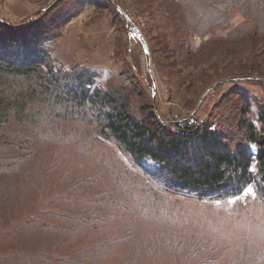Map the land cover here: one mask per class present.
<instances>
[{
    "label": "trees",
    "instance_id": "obj_1",
    "mask_svg": "<svg viewBox=\"0 0 264 264\" xmlns=\"http://www.w3.org/2000/svg\"><path fill=\"white\" fill-rule=\"evenodd\" d=\"M123 1L52 0L45 10L44 3L35 16H24L21 22L0 15V204L20 187L28 193L38 187L44 171L57 170L56 149L62 140L75 142L76 135L85 141L114 142L161 183L163 192L198 200L220 199L239 196L255 184L264 199V113L259 117L262 125L257 126L252 89L240 85L252 81L264 87V56L257 57L264 44V0L150 2L152 8L162 9L160 35L166 44L175 45L170 49L167 44L163 50H186V57L200 60L212 58L219 47L242 60L249 54L250 65H230L219 78L208 79L200 97L221 83H235V90L214 98L207 122L186 128L156 111L153 99L148 98H153L152 86L147 84L148 78L147 83L141 79L140 66L136 67L130 51L121 72L124 79L106 84L99 82L100 73L91 66L66 64L55 55L52 43L61 35V13L69 16L67 23L88 5H110L120 16L121 9L128 11ZM123 27L126 43L137 42L126 24ZM143 33L154 54L150 37L145 30ZM205 71L210 74L207 68ZM236 76L245 77L234 79ZM211 122L217 123L215 129L209 128ZM49 163H53L51 168ZM16 174L22 178L20 185L10 179ZM72 189L76 188L69 186ZM70 226L64 235L67 242H73L78 231L76 225ZM126 229L129 232L133 227L127 223ZM95 249L82 246L73 250L69 256L76 252V261L65 264H78V259L79 264L83 260V264H98Z\"/></svg>",
    "mask_w": 264,
    "mask_h": 264
},
{
    "label": "rangeland",
    "instance_id": "obj_2",
    "mask_svg": "<svg viewBox=\"0 0 264 264\" xmlns=\"http://www.w3.org/2000/svg\"><path fill=\"white\" fill-rule=\"evenodd\" d=\"M49 1L52 0H0V15L21 22L44 3V7L49 5ZM151 1L156 5L155 0L121 2L128 5L126 13L151 39L154 54L151 51L150 62L138 39L134 45L126 43L123 23L128 27V21L109 2H105L108 8L88 5L67 23L69 16L61 13V35L52 45L62 62H79L99 72L101 84L124 79L121 72L130 51L136 67L140 66L141 79L147 83L148 78L147 84L152 86V96L155 84L158 85L157 108L154 98L147 95L159 115L167 120L174 110L188 114L197 108L209 78H219L230 65L246 66L251 62L249 54L242 60L222 47L206 60L198 56L189 59L186 50L170 52L174 44L167 43L169 51L163 50L167 44L158 22L164 17L162 9L151 7ZM126 46L134 47L129 50ZM260 51L259 60L264 56V44ZM261 64L264 66V62ZM242 77L245 76L234 79ZM162 84L167 87L170 105H163L160 100L164 94L159 89ZM240 85L252 89V114L256 125L261 126L264 87L252 81ZM235 86L232 82L221 83L209 93L196 113L198 122L209 117L214 98L235 90ZM85 140L77 135L75 142L62 140L56 149L60 167L44 171L38 187L29 193L20 187L11 199L0 204V264H65L76 261V252L69 254L82 246L96 247L98 264H264V199L255 184L229 198L198 200L174 195L163 192L161 183L114 142ZM48 165L51 168L53 163ZM10 179L21 184L18 174ZM58 179L62 182L57 183ZM69 186L78 190L69 191ZM70 216L77 218L69 219ZM127 223L133 230L127 231ZM70 225H76L78 230L73 242L64 237L66 227H73Z\"/></svg>",
    "mask_w": 264,
    "mask_h": 264
},
{
    "label": "water",
    "instance_id": "obj_3",
    "mask_svg": "<svg viewBox=\"0 0 264 264\" xmlns=\"http://www.w3.org/2000/svg\"><path fill=\"white\" fill-rule=\"evenodd\" d=\"M47 6L43 7V9L45 10L47 8ZM121 12L124 15L125 19L128 21V24H129L128 27H129L130 32L142 43L143 50L145 51V54L147 56V60L150 62V60H151V49H150V46H149V43H148L146 36L144 35L141 28L134 22V20L132 19V17L129 14H127L122 9H121ZM33 16H35V14L32 15V17ZM32 17H30V18H32ZM237 79H242V78H237ZM213 88H214V85L209 87L203 93V95L199 101V104H198L197 108L195 109L194 113H197L199 111L201 104L204 102L206 96L209 94V92H211L213 90ZM153 98H154L155 106L157 108L158 107V91H157L156 84L154 87Z\"/></svg>",
    "mask_w": 264,
    "mask_h": 264
},
{
    "label": "built area",
    "instance_id": "obj_4",
    "mask_svg": "<svg viewBox=\"0 0 264 264\" xmlns=\"http://www.w3.org/2000/svg\"><path fill=\"white\" fill-rule=\"evenodd\" d=\"M162 87V88H161ZM159 89L162 93V89H163V96L164 99H166V93H167V87L166 85L162 84V85H159ZM157 90H158V85H157ZM159 97H160V94H159ZM161 97V101L163 102V104L165 105H170L171 103L167 101L166 99V102H164V100L162 99ZM198 116L196 113H194V111H189L188 114L185 113L184 110H174L173 112L169 113L168 114V117L174 121H176V123L178 124V126L180 128H186L188 126L190 127H198L201 125V123H205L208 121V118H202L200 122H198L197 120V117ZM217 126V123L216 122H211L209 124V128L210 129H215Z\"/></svg>",
    "mask_w": 264,
    "mask_h": 264
},
{
    "label": "snow or ice",
    "instance_id": "obj_5",
    "mask_svg": "<svg viewBox=\"0 0 264 264\" xmlns=\"http://www.w3.org/2000/svg\"><path fill=\"white\" fill-rule=\"evenodd\" d=\"M249 191H251V190H249Z\"/></svg>",
    "mask_w": 264,
    "mask_h": 264
},
{
    "label": "crops",
    "instance_id": "obj_6",
    "mask_svg": "<svg viewBox=\"0 0 264 264\" xmlns=\"http://www.w3.org/2000/svg\"><path fill=\"white\" fill-rule=\"evenodd\" d=\"M164 105V104H163Z\"/></svg>",
    "mask_w": 264,
    "mask_h": 264
}]
</instances>
